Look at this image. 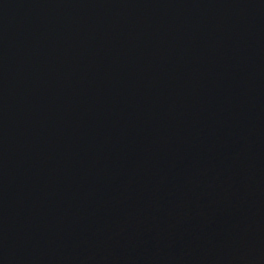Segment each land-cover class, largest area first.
<instances>
[{
	"label": "water",
	"instance_id": "1",
	"mask_svg": "<svg viewBox=\"0 0 264 264\" xmlns=\"http://www.w3.org/2000/svg\"><path fill=\"white\" fill-rule=\"evenodd\" d=\"M0 264H264V0H0Z\"/></svg>",
	"mask_w": 264,
	"mask_h": 264
}]
</instances>
